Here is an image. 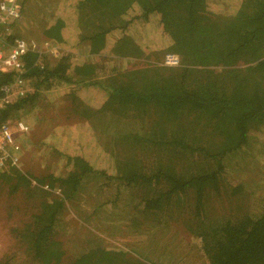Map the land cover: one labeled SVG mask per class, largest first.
<instances>
[{
	"label": "trees",
	"instance_id": "trees-1",
	"mask_svg": "<svg viewBox=\"0 0 264 264\" xmlns=\"http://www.w3.org/2000/svg\"><path fill=\"white\" fill-rule=\"evenodd\" d=\"M67 1H73L76 20L71 24L79 30L78 45L86 46L88 57H100L103 51L113 49L121 59H127L132 69L120 73L113 70L104 86L94 80L95 76L108 73L103 60L97 64L87 61L76 64L70 53H63L59 60L53 61L30 52L24 58L27 72L22 86L26 92L14 97L0 111V125L7 120L24 121L31 132L23 141L29 144L36 141L38 136L50 132L51 127H43L40 116L38 123H32L29 115L41 110L43 100L58 88L79 85L76 89L79 93L74 89L73 96L80 94V88L94 96L101 95L97 100L100 107L94 109L87 104L93 109L91 113L119 116V112L121 119L125 116L133 119L127 125L129 134L124 135L118 129L120 126L114 131V134L122 132L119 134L122 143L133 134L141 143L155 146L160 156L149 174L143 172L144 166L140 168L139 164L123 160L122 155L118 159L119 154L108 151L115 172L109 175L107 171L97 170L93 162L67 155L73 170L67 178H54L33 176L28 169L31 163L26 164V151L20 167L9 165L0 170V203L9 204L11 213L19 211V224L27 227V232L16 234L17 243L28 245V257L33 264H62L67 250L51 238L57 215L74 196L81 179L96 173L108 180H124L127 186L140 181L160 184L162 188L154 189L159 196L147 203L148 210H160L166 201L192 195L195 203L184 225L192 237L200 240L207 264H264V210L258 216L236 214L228 201L245 189L222 180L227 157L246 147L250 133L264 125V0H238L224 14L208 9L218 0H64L62 3ZM26 3L21 0V17L26 16ZM136 22L142 23L144 30L153 26V32L170 39L164 55L178 56L177 66H164L158 61L138 63V59L146 56L134 40L137 30L132 33L131 25L134 27ZM64 26V21L58 19L44 36L53 45L63 44ZM18 34L13 32L9 39L21 38ZM131 59H136L135 63ZM16 76V73L2 76L0 87L12 84ZM117 141L121 145L117 138L114 144ZM117 145H113L114 151L119 149ZM168 151L179 157L194 158L195 163L200 158L202 169L196 173L190 170L179 173L175 164L163 162ZM32 181L42 186L48 182L51 188L59 183L66 195L53 197L54 204H45L42 212L28 216L29 213L15 205L13 195L28 196L30 189H38ZM163 188L167 191H161ZM212 194L227 202L228 213L210 218L204 201ZM26 237L29 241L24 242ZM127 255L128 252L96 245L68 264H158ZM14 257L15 253L10 254L0 264H10Z\"/></svg>",
	"mask_w": 264,
	"mask_h": 264
},
{
	"label": "rangeland",
	"instance_id": "rangeland-1",
	"mask_svg": "<svg viewBox=\"0 0 264 264\" xmlns=\"http://www.w3.org/2000/svg\"><path fill=\"white\" fill-rule=\"evenodd\" d=\"M26 1V16L21 17L12 29V32L19 33L18 36L24 40L35 41L37 45L51 43L44 36L47 28L58 19L63 20L65 24L64 43L58 45L51 43L57 50L56 56L44 45L47 51H42L43 57L54 61L59 60L63 53H70L76 64L83 61L97 64L103 60L108 73L94 78L103 85L113 70L120 73L132 69L133 66L127 63V59H121L113 53V49L103 51L102 57H88L86 46L78 45L79 30L76 27L74 29L71 24V21L75 23L76 20L73 17V1H67L65 4L62 3L64 0ZM237 1L218 0L215 5L210 4L208 9L217 13H229L230 10L227 8L235 6ZM152 21L155 24L157 17ZM152 27L144 30L142 23L136 22L134 27L131 25L132 33L137 30V38L134 39L136 45L141 47L146 56L138 59L139 64L156 61L162 64L165 48L170 45V39L158 31L153 32ZM131 61L135 63L136 59ZM78 86L58 88L43 100L41 110L38 109L40 112L36 109L29 115L32 123H38L40 116L41 125L51 127L50 132L38 136L36 141L33 140L35 143L29 144L28 141L24 142V139L21 141L24 149L22 158L27 151L26 164L31 163L28 169L33 176L67 178L73 170L68 165L67 155L82 157L93 162L97 170L114 175L115 172L111 168L113 161L108 152L111 150L114 154H119L118 159H126L136 166L139 164L140 168L144 166L143 172L150 174L152 168L156 167L160 156L159 150L149 143H141L139 138L136 140V136L131 133L128 141L124 139L122 143V136H119L122 132L114 134V131L120 126L118 129L122 130L124 135L129 134L127 125L133 119L126 116L121 119L119 112H117L119 116L91 113L90 110H93L91 107H95L94 109L100 107L101 103L97 100L101 99V95L98 93L94 96V93L80 88V97L73 96L74 89L76 94L79 93L76 90ZM94 102L97 103L93 104ZM132 135L134 137H131ZM250 136L246 147L227 157L222 180L228 185L242 186L245 189L243 193L234 194L230 201L227 200L236 214L258 216L264 210V125L251 132ZM115 138L120 139L121 145H117L118 141L114 144ZM111 144L117 145L119 149L114 151L115 147ZM163 162L168 165L175 164L179 173L186 170L196 173L203 165L200 158L198 163H195L194 158L192 160L188 156L179 157L170 151L164 153ZM56 184V187L51 188L48 182L42 186L32 181V185L38 186V189L33 188L34 191L30 189L28 196L13 195L14 203L24 213H29L28 216L39 214L43 211V205L54 204L53 197L66 195L59 187V183ZM158 186L162 188L160 184L150 185L141 181L127 186L124 180H108L96 173L84 176L74 196L65 204V209L58 213L55 231L51 235L52 240L59 242L67 250L62 264L72 262L74 258L90 251L96 245L115 252H128V257L158 261V264H207L201 253L200 240L192 237L184 225V220L190 215L195 203L192 195L178 196V199L171 202L166 201L160 210H148L147 203L159 196L154 193ZM166 189L163 188L161 191H167ZM204 202L210 218L228 213L225 211L226 207L229 208L227 202L221 201L214 194L207 197ZM11 212L9 204L0 203V260L3 263L7 256L15 253L10 264H33L28 257V245L20 246L16 237L19 231H26L27 227L19 224L21 214L19 211ZM26 241H29L28 237L24 239V242Z\"/></svg>",
	"mask_w": 264,
	"mask_h": 264
},
{
	"label": "built area",
	"instance_id": "built-area-1",
	"mask_svg": "<svg viewBox=\"0 0 264 264\" xmlns=\"http://www.w3.org/2000/svg\"><path fill=\"white\" fill-rule=\"evenodd\" d=\"M21 10L22 5L19 0H0V78L8 73L17 75L12 84L0 87V111L6 109L14 97L23 96L26 92L22 85L24 74L27 72L24 63L27 54L37 52L42 56V51H47V48L53 55L57 54L53 43L37 45L35 41L9 39L13 34V25L21 19ZM179 60L175 54H167L163 58L162 65L174 67L179 64ZM30 132V126L23 121L12 123V120H7L0 125V170H4L9 165L20 167L24 153L21 141Z\"/></svg>",
	"mask_w": 264,
	"mask_h": 264
}]
</instances>
